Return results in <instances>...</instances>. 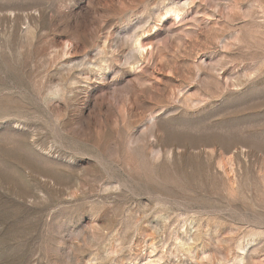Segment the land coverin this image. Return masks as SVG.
<instances>
[{
  "label": "rangeland",
  "instance_id": "1",
  "mask_svg": "<svg viewBox=\"0 0 264 264\" xmlns=\"http://www.w3.org/2000/svg\"><path fill=\"white\" fill-rule=\"evenodd\" d=\"M0 264H264V0H0Z\"/></svg>",
  "mask_w": 264,
  "mask_h": 264
},
{
  "label": "bare ground",
  "instance_id": "2",
  "mask_svg": "<svg viewBox=\"0 0 264 264\" xmlns=\"http://www.w3.org/2000/svg\"><path fill=\"white\" fill-rule=\"evenodd\" d=\"M136 40H138V39H136ZM140 41H141V40H140ZM136 42H137V41H136ZM136 42H135V43H136ZM141 43H142V42H141ZM142 47H143V46H142Z\"/></svg>",
  "mask_w": 264,
  "mask_h": 264
}]
</instances>
